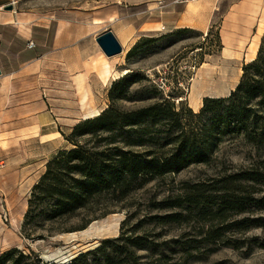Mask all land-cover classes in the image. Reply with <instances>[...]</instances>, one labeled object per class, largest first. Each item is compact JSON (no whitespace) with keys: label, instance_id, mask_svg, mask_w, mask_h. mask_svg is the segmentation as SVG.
<instances>
[{"label":"rangeland","instance_id":"1","mask_svg":"<svg viewBox=\"0 0 264 264\" xmlns=\"http://www.w3.org/2000/svg\"><path fill=\"white\" fill-rule=\"evenodd\" d=\"M239 2L10 0L11 11L0 9V254L17 249L26 255L33 252L44 262L67 264L103 240L133 231L147 238L150 250L140 254L153 264H264V142L254 145L234 135L215 145L208 163L191 165L132 191L113 213L83 230L77 231L79 218L56 225L73 232L49 233L53 224L40 223L34 236L41 234L44 239H31L29 227L23 229L32 189L55 156L54 149L69 150L72 146L66 137L72 128L111 104L109 89L122 71L138 82L115 107L130 112L168 102L191 124L197 121L191 119L189 110L197 114L205 98L226 97L234 90L242 67L256 58L264 36V10L256 12L263 28L259 34L252 25L248 1ZM181 13L188 18L175 23ZM103 18L118 19L104 25L106 31L114 30L124 46L121 54L109 58L114 66L112 77L107 83L95 84L101 87L93 91L57 90L67 73L52 62L43 70V43L52 45L64 20L65 39L60 46L69 51L66 60L85 57L89 45H97L96 39L91 36L81 46L73 41L97 29L89 26L92 20ZM154 21L159 24L148 25ZM140 26L142 30L131 37L132 28ZM27 32L29 39L21 41ZM28 41L34 44L32 48H26ZM136 44L134 55L127 60V52ZM228 177V194L235 201L226 213L212 215L216 206L209 209L183 203L180 208L167 209L161 205L178 197L182 201L197 185L207 192L223 187ZM169 214L179 215L178 219L162 223L153 219ZM233 223L239 224L230 226ZM219 227L222 230L213 237L207 235Z\"/></svg>","mask_w":264,"mask_h":264},{"label":"trees","instance_id":"2","mask_svg":"<svg viewBox=\"0 0 264 264\" xmlns=\"http://www.w3.org/2000/svg\"><path fill=\"white\" fill-rule=\"evenodd\" d=\"M136 49L137 44L127 52V60ZM137 82L128 73L115 81L108 94L111 104L96 117L77 123L66 137L72 147L58 150L47 163L32 189L24 216L23 229L29 227V238L44 239L41 234L34 236L42 222L53 224L49 233L73 232L56 225L79 218L81 225L77 231L85 229L92 221L113 213L132 191L179 174L191 165L208 163L215 145L225 136L234 135L254 145L264 142V36L256 58L242 67L241 79L233 91L226 97L205 98L197 114L189 110L196 124L181 118L180 112L168 102L130 112L115 107V102L125 100ZM145 146L143 151L133 150ZM165 147L170 148L163 150ZM230 180L228 177L223 181L225 185L213 192L194 186L182 201L178 197L164 200L161 205L167 209L180 208L183 203L209 209L216 206L211 214L218 216L226 213L230 202L235 201L228 194ZM177 216L169 214L153 219L171 222ZM220 228L210 229L207 235L213 237ZM147 241L133 231L122 233L103 240L97 248L79 254L67 264H153L144 261L140 254L150 250ZM0 264L61 263L44 262L33 252L26 255L11 249L0 254Z\"/></svg>","mask_w":264,"mask_h":264},{"label":"crops","instance_id":"3","mask_svg":"<svg viewBox=\"0 0 264 264\" xmlns=\"http://www.w3.org/2000/svg\"><path fill=\"white\" fill-rule=\"evenodd\" d=\"M157 1H161V0H157ZM246 2L248 3V9L251 11V14H252L251 16V21H253L252 25L258 28L259 34H262L263 28H262V25H260L261 17H259V15L256 12L259 10H264V0H240L239 5L245 4ZM8 3H10V0H0V9L1 8L3 9V7L9 5ZM234 6L235 8L238 7V5H234ZM205 9L209 10L211 8L207 6L205 7ZM186 18L188 17H185L182 14V18L175 21V23L181 22L185 20ZM63 21H61V23L59 24V29H58L56 36L54 37L52 45L50 46L51 44L50 42L48 46H46L44 43L42 45V55L41 56H42L43 70L44 68H46V63L49 69L51 62L57 64L58 69L64 68L65 74L67 73L66 78L62 80V82H60L63 85L58 86L57 90L93 91L97 88H100L101 86L94 87V85L95 84L100 85L101 82L104 83L101 74L103 72L105 64H109V66L111 67V72L114 73V66L111 65L113 62L109 61V58L103 55V53L98 48V46L97 45L94 46V44L92 43L89 45L90 50L85 52V54H87L85 57L81 56L82 54L81 52H79V54L81 55H79L78 57H74L72 61H67L66 57L69 51L63 50V47L60 46V43H61L60 41H62V39H65L63 35L64 28H62L64 27V24H62ZM94 21L95 20H92L89 26L90 27L98 26L97 29H92L89 32L87 31L84 36L79 35L78 38L73 41L74 45L78 44L79 46H81L80 44L83 42V40L84 42L87 43L88 40H90L91 36L95 40L96 37H98L99 35H101L102 33L106 31V27L104 24H107V23L115 24L116 22H119L118 19H114V18L112 19L103 18V19L97 20L98 22H94ZM158 24L159 23L157 21H154V22L149 23L148 25L152 27L155 25L157 26ZM142 28L143 26H140L139 29L137 30H135V28H132L133 32H132L131 37L136 35L137 31H141ZM100 29H101V32H100ZM109 30H111L112 34L117 39L119 44L122 45L121 41L117 37V34L114 32V30L111 28ZM19 39L23 42L29 39L28 32L25 34V37L19 38ZM129 41H130L129 39L125 40L126 43H128ZM253 53H254L253 55H255L256 49L254 50ZM123 54H125V52H123ZM253 59L254 58L250 59V61ZM84 100H86V98ZM201 106L202 104L198 107V109H200ZM46 141H50V140H46ZM59 149H60L59 147H56L54 151L56 152V150H59Z\"/></svg>","mask_w":264,"mask_h":264},{"label":"water","instance_id":"4","mask_svg":"<svg viewBox=\"0 0 264 264\" xmlns=\"http://www.w3.org/2000/svg\"><path fill=\"white\" fill-rule=\"evenodd\" d=\"M5 11H11L13 9V6L11 4L3 7ZM96 43L102 53L107 58H112L116 55H119L122 53L123 49L117 39L114 37L111 31H105L98 37H96ZM1 74V71H0Z\"/></svg>","mask_w":264,"mask_h":264},{"label":"bare ground","instance_id":"5","mask_svg":"<svg viewBox=\"0 0 264 264\" xmlns=\"http://www.w3.org/2000/svg\"><path fill=\"white\" fill-rule=\"evenodd\" d=\"M253 60H254V59H253ZM253 60H251V61H253ZM251 61H250V62H251ZM126 73H128V71L124 70V71H122V72L119 74V76H117V77H122V76L125 75ZM101 76H102V79H103L104 82L107 83V82L109 81L110 77L112 76L111 67L109 66V64H105V65H104V69H103V72H102ZM201 82H202V81H201ZM189 96H190V98L193 100V94L190 93ZM194 103H195V105H198L197 100H194ZM96 115H98V114H96Z\"/></svg>","mask_w":264,"mask_h":264},{"label":"built area","instance_id":"6","mask_svg":"<svg viewBox=\"0 0 264 264\" xmlns=\"http://www.w3.org/2000/svg\"><path fill=\"white\" fill-rule=\"evenodd\" d=\"M33 46H34V44H33V43H30V44H29V41H28L27 44H26V48H27V49L32 48Z\"/></svg>","mask_w":264,"mask_h":264}]
</instances>
